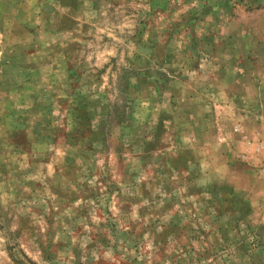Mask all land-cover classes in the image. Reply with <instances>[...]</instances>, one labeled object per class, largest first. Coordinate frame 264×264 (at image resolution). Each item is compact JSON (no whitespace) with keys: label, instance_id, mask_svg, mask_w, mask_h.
<instances>
[{"label":"rangeland","instance_id":"374dc122","mask_svg":"<svg viewBox=\"0 0 264 264\" xmlns=\"http://www.w3.org/2000/svg\"><path fill=\"white\" fill-rule=\"evenodd\" d=\"M0 264H264V0H0Z\"/></svg>","mask_w":264,"mask_h":264}]
</instances>
